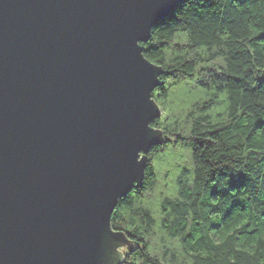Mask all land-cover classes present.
Returning a JSON list of instances; mask_svg holds the SVG:
<instances>
[{"label": "water", "instance_id": "obj_1", "mask_svg": "<svg viewBox=\"0 0 264 264\" xmlns=\"http://www.w3.org/2000/svg\"><path fill=\"white\" fill-rule=\"evenodd\" d=\"M182 1L0 0V264L123 261L111 216L163 138L141 43Z\"/></svg>", "mask_w": 264, "mask_h": 264}, {"label": "trees", "instance_id": "obj_2", "mask_svg": "<svg viewBox=\"0 0 264 264\" xmlns=\"http://www.w3.org/2000/svg\"><path fill=\"white\" fill-rule=\"evenodd\" d=\"M141 45L163 138L112 213L120 264H264V0H183Z\"/></svg>", "mask_w": 264, "mask_h": 264}, {"label": "rangeland", "instance_id": "obj_3", "mask_svg": "<svg viewBox=\"0 0 264 264\" xmlns=\"http://www.w3.org/2000/svg\"><path fill=\"white\" fill-rule=\"evenodd\" d=\"M127 247V244H121L117 247V249H119L122 254L124 255V251H125V248Z\"/></svg>", "mask_w": 264, "mask_h": 264}, {"label": "clouds", "instance_id": "obj_4", "mask_svg": "<svg viewBox=\"0 0 264 264\" xmlns=\"http://www.w3.org/2000/svg\"><path fill=\"white\" fill-rule=\"evenodd\" d=\"M150 92H151V91H150ZM149 97H150V94H149ZM149 100H150V99H149ZM149 124H150V122L147 123V128H148V129H149ZM121 244H122V243H121ZM119 245H120V244H119ZM119 245H118V246H119ZM118 246L115 247V250H116V248H117ZM115 253H116V251H115ZM119 259L122 260V257L119 256Z\"/></svg>", "mask_w": 264, "mask_h": 264}]
</instances>
